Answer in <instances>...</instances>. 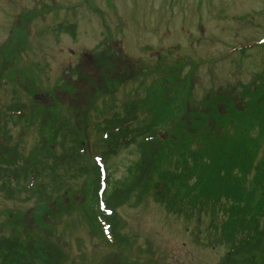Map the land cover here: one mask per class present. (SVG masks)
Returning <instances> with one entry per match:
<instances>
[{
	"label": "rangeland",
	"instance_id": "1",
	"mask_svg": "<svg viewBox=\"0 0 264 264\" xmlns=\"http://www.w3.org/2000/svg\"><path fill=\"white\" fill-rule=\"evenodd\" d=\"M0 53V110L18 101L29 115L17 125L8 121L6 131L25 157L49 165L47 150L60 153L49 141L51 122L63 119L77 130L91 165V155L105 150L99 124L114 105L144 97L157 78L181 89L177 102L185 100L188 115L208 117L202 104L211 101L241 109L248 121L264 120V93L263 100L253 94L264 83V0H0ZM248 100L263 105L261 114L243 109ZM263 153L264 141L258 160ZM137 158L134 147L122 148L105 167L121 179ZM66 178L48 202L0 195V236L50 238L67 264H119L90 217L94 173ZM210 178L205 192L209 182L221 186L222 171ZM116 212L131 243L119 252L128 264H218L225 253L197 244L195 222L168 214L150 191Z\"/></svg>",
	"mask_w": 264,
	"mask_h": 264
},
{
	"label": "trees",
	"instance_id": "2",
	"mask_svg": "<svg viewBox=\"0 0 264 264\" xmlns=\"http://www.w3.org/2000/svg\"><path fill=\"white\" fill-rule=\"evenodd\" d=\"M74 30V26L65 28L71 36ZM156 82L144 97H132L118 108L114 105L99 124L105 150L91 155V165L80 134L63 119L51 122L49 141L58 142L60 153L54 156L47 150L50 165L33 155L25 157L6 128L8 121L17 125L29 117L26 105L18 101L6 105L0 110V195L8 201L24 195L27 201L48 202L66 177L74 181L93 172L90 217L99 243L117 251L113 261L128 264L119 259V252L131 245L116 211L136 207L150 191L168 214L195 222L197 244L225 249L218 264H264V153L258 160L264 120L248 121L241 109L226 102L217 107L211 101L202 104L208 117L200 111L188 115L185 100L177 102L181 89L174 81L163 83L157 78ZM254 88L258 92L253 94L263 100L264 83ZM250 99L253 102L254 97ZM248 102L243 109L261 114L263 105ZM211 116L218 119L212 122ZM128 147L137 150L138 158L123 178L114 180L105 167L106 158ZM220 171L221 186L214 188L209 182L208 192L203 191L207 180L212 181L210 176ZM202 217L208 218L204 224ZM0 264H67V258L47 237L0 236Z\"/></svg>",
	"mask_w": 264,
	"mask_h": 264
}]
</instances>
